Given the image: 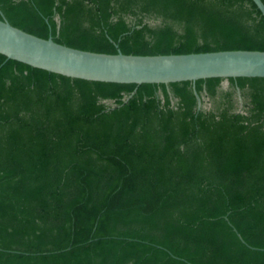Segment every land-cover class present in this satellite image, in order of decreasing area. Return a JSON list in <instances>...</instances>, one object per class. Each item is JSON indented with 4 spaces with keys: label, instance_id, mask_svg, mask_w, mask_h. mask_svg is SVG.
<instances>
[{
    "label": "trees",
    "instance_id": "trees-1",
    "mask_svg": "<svg viewBox=\"0 0 264 264\" xmlns=\"http://www.w3.org/2000/svg\"><path fill=\"white\" fill-rule=\"evenodd\" d=\"M3 18L96 52L264 51L252 0H0ZM223 80L87 81L0 54V264H264V78Z\"/></svg>",
    "mask_w": 264,
    "mask_h": 264
},
{
    "label": "water",
    "instance_id": "water-1",
    "mask_svg": "<svg viewBox=\"0 0 264 264\" xmlns=\"http://www.w3.org/2000/svg\"><path fill=\"white\" fill-rule=\"evenodd\" d=\"M252 1L264 16L263 1ZM0 54L31 67L87 81L168 85L183 81L194 83L208 78H222V83H228V78H264L263 50L231 49L153 55L124 54L120 50L116 53L96 52L58 43L51 36L39 37L13 26L5 18L0 19ZM134 91L122 101L126 102ZM193 92L197 108H200L201 98L194 84ZM236 95L241 105L239 88H236Z\"/></svg>",
    "mask_w": 264,
    "mask_h": 264
},
{
    "label": "rangeland",
    "instance_id": "rangeland-1",
    "mask_svg": "<svg viewBox=\"0 0 264 264\" xmlns=\"http://www.w3.org/2000/svg\"><path fill=\"white\" fill-rule=\"evenodd\" d=\"M228 87V83H222V89H226ZM237 100H238V97H237ZM109 105H111V103L109 104ZM201 105L203 106V108H205V109H209V108H211L212 107V102L208 99V97H205L204 98V100H203V102H201Z\"/></svg>",
    "mask_w": 264,
    "mask_h": 264
},
{
    "label": "flooded vegetation",
    "instance_id": "flooded-vegetation-1",
    "mask_svg": "<svg viewBox=\"0 0 264 264\" xmlns=\"http://www.w3.org/2000/svg\"><path fill=\"white\" fill-rule=\"evenodd\" d=\"M205 97H206V96H203V100H204ZM236 98H237V95H236ZM241 99H242V98H241ZM242 102H243V101H242ZM240 106H241V107H240ZM201 107H202V105H201ZM237 107H238V110H240V109L242 108V104L240 105L239 102H238Z\"/></svg>",
    "mask_w": 264,
    "mask_h": 264
}]
</instances>
